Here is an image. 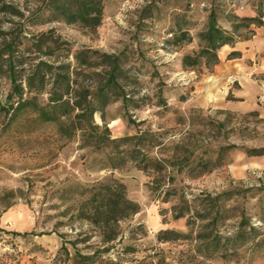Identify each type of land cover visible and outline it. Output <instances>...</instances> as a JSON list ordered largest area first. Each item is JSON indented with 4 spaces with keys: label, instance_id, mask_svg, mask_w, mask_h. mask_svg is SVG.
Segmentation results:
<instances>
[{
    "label": "rangeland",
    "instance_id": "rangeland-1",
    "mask_svg": "<svg viewBox=\"0 0 264 264\" xmlns=\"http://www.w3.org/2000/svg\"><path fill=\"white\" fill-rule=\"evenodd\" d=\"M49 1L0 0V264H60L63 242L75 253L71 240L91 256L85 264H264V110L227 108L204 81L215 64L183 65L202 49L212 11L234 42L250 39L264 29V0H103L96 27L55 19ZM254 16L261 22L241 20ZM110 71L114 94L96 123L112 138L144 136L115 151L137 147L176 165L158 174L128 158L113 168L111 146L82 147L80 135H62L30 107L7 110L11 74L27 88L31 76L26 95L45 105L56 75L68 73L80 92ZM200 159L213 161L208 171ZM111 178L140 211L104 243L77 213L90 188ZM14 213L27 222L13 223ZM167 228L179 236L158 239Z\"/></svg>",
    "mask_w": 264,
    "mask_h": 264
},
{
    "label": "trees",
    "instance_id": "trees-1",
    "mask_svg": "<svg viewBox=\"0 0 264 264\" xmlns=\"http://www.w3.org/2000/svg\"><path fill=\"white\" fill-rule=\"evenodd\" d=\"M48 5L51 7V15L55 19H64L66 22H80L87 26L96 27L100 24L103 14V0H50ZM242 21L261 22L258 17H241ZM203 43L202 49L198 53L187 54L183 59V65L186 68H195L202 62L206 67H210L218 62V50L225 44L234 43L235 37L218 25L216 13H210L208 25L200 33ZM191 37H189L190 39ZM11 52V51H10ZM237 51L231 52L230 56H239ZM205 59V61H203ZM13 69V67L11 68ZM115 71H110L107 79L92 89H83L78 91L70 89L71 78L68 73L56 75L52 81V88L49 91L48 102L45 105L38 103L35 96L27 97L28 91L34 89L32 77H28L27 87L17 83L16 78L11 74L13 89L8 94L7 110L17 112L23 108H32L37 116L46 122H54L58 125L59 132L67 137L80 135L82 147H91L100 149L111 146L115 156L111 157V166L117 168L122 166L126 160L136 161L138 168L146 172L162 173L170 166L177 163H170L167 159L153 158L143 153L137 147L130 148L126 154L123 151H115L121 142L129 141L134 138H144L143 135H134L132 137L112 138L109 128L101 126L95 121V114H103L104 106L109 103V98L114 94L111 83L115 79ZM44 76H40V82H44ZM65 82V87L59 83ZM27 88V90L25 89ZM26 95V96H25ZM102 101V107L96 105L97 99ZM126 100L128 97H124ZM118 152V153H117ZM254 154H262L253 149ZM199 164L208 171V166L212 164L211 159H200ZM188 162L179 167L188 166ZM204 171V172H205ZM202 172V171H201ZM140 211V204L127 197L126 186L118 179L111 178L106 182L95 183L90 188V195L81 203L77 213L79 219L88 220L91 224L97 226L104 243L115 240L118 237V224L120 221L129 219ZM182 215V214H180ZM203 218L209 216L208 213L201 215ZM218 211L211 222L217 220ZM177 232L172 229H163L158 233V239L169 241L176 238ZM70 244L75 248V253L70 254L66 243L63 242L61 248L65 250L66 257L59 258L60 264H85L90 255L82 254L76 246L77 241L71 240ZM108 250L104 247V251ZM59 264V263H57ZM105 264H126L121 260L116 262H107ZM128 264V263H127Z\"/></svg>",
    "mask_w": 264,
    "mask_h": 264
},
{
    "label": "crops",
    "instance_id": "crops-1",
    "mask_svg": "<svg viewBox=\"0 0 264 264\" xmlns=\"http://www.w3.org/2000/svg\"><path fill=\"white\" fill-rule=\"evenodd\" d=\"M234 51L240 55L231 57ZM218 59L204 81L219 87L224 105L231 110H264V29L256 30L250 39L223 45ZM228 94L234 99H228Z\"/></svg>",
    "mask_w": 264,
    "mask_h": 264
},
{
    "label": "bare ground",
    "instance_id": "bare-ground-1",
    "mask_svg": "<svg viewBox=\"0 0 264 264\" xmlns=\"http://www.w3.org/2000/svg\"><path fill=\"white\" fill-rule=\"evenodd\" d=\"M13 223H17L19 225H23L25 222H27V220L25 219V217L23 216L22 213H17V214H13Z\"/></svg>",
    "mask_w": 264,
    "mask_h": 264
}]
</instances>
